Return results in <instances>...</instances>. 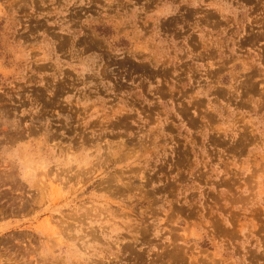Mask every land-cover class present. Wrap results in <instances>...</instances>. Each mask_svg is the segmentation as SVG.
<instances>
[{"label":"rangeland","instance_id":"374dc122","mask_svg":"<svg viewBox=\"0 0 264 264\" xmlns=\"http://www.w3.org/2000/svg\"><path fill=\"white\" fill-rule=\"evenodd\" d=\"M0 264H264V0H0Z\"/></svg>","mask_w":264,"mask_h":264}]
</instances>
